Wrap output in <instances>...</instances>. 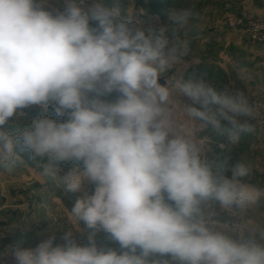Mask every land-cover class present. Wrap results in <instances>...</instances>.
<instances>
[{"label":"clouds","instance_id":"obj_1","mask_svg":"<svg viewBox=\"0 0 264 264\" xmlns=\"http://www.w3.org/2000/svg\"><path fill=\"white\" fill-rule=\"evenodd\" d=\"M63 3L53 10L44 0H0V168L12 171L24 153L44 177L71 165L60 180L76 197L71 215L87 243L67 230L60 244L54 234L34 247L16 244L13 264H264V232L218 230L211 211L255 202L242 182L251 165L209 158L176 130L170 98L174 88L199 131L227 133L233 143L253 131L256 108L204 78L160 83L189 54L181 34L198 13L173 8L165 23L141 27L104 0ZM34 106L61 119L42 115L6 130ZM100 233L119 250L99 246Z\"/></svg>","mask_w":264,"mask_h":264},{"label":"rangeland","instance_id":"obj_2","mask_svg":"<svg viewBox=\"0 0 264 264\" xmlns=\"http://www.w3.org/2000/svg\"><path fill=\"white\" fill-rule=\"evenodd\" d=\"M108 6L117 5L122 18H131L141 27L158 26L166 22L170 9L193 8L198 16L190 23L192 29L182 33L189 54L183 57L160 80L162 85L173 88L177 78H204L218 90H239L255 108L259 107L264 122V43L251 41L245 33L248 21L264 24V0H104ZM49 9H63V0H44ZM230 22H239L231 26ZM237 32H240L239 34ZM238 35H236V34ZM254 48V49H253ZM252 49V50H251ZM253 51V52H252ZM114 97H109L113 99ZM171 116L176 130L189 135L203 145L209 158L229 155L231 163L244 161L251 165V174L242 182L250 185L255 202L245 210L222 209L218 204L211 208L218 230L235 234L237 229L247 228L257 236L264 232V126L256 115L248 123L253 131L241 133L238 141L231 142L227 133L220 135L209 128L199 131L181 111L183 103H190L173 88ZM258 111V112H260ZM56 117L51 108L47 111L34 106L24 110V115L11 118L5 126L9 132L30 127L33 117ZM227 126V125H225ZM28 153L21 157L12 171L0 168V251L12 261L13 245L34 247L50 235L55 243H63L61 237L67 230L73 231L76 241L87 243V229L71 215L76 197L67 193L60 180L71 165H60L55 178L44 177ZM231 175V173H227ZM89 191L91 187L89 186ZM97 244L119 250V246L98 234ZM13 262V261H12Z\"/></svg>","mask_w":264,"mask_h":264},{"label":"built area","instance_id":"obj_3","mask_svg":"<svg viewBox=\"0 0 264 264\" xmlns=\"http://www.w3.org/2000/svg\"><path fill=\"white\" fill-rule=\"evenodd\" d=\"M238 24L239 22H230V25L233 27L237 26ZM246 25L247 27L245 28V33H247V36H249L251 41L264 43V24L248 21ZM259 109V107L256 108V119L258 120L259 125L264 126V122H262V114ZM1 236L2 233H0V237ZM0 264H13V262L7 259L5 254L0 251Z\"/></svg>","mask_w":264,"mask_h":264},{"label":"crops","instance_id":"obj_4","mask_svg":"<svg viewBox=\"0 0 264 264\" xmlns=\"http://www.w3.org/2000/svg\"><path fill=\"white\" fill-rule=\"evenodd\" d=\"M237 33L239 34L240 32H237ZM235 34H236V33H235ZM238 34H236V35H238ZM253 49H254V48H253ZM251 50H252V49H251ZM256 50H257V51H258V50H262V51H264V49H262V48H260V49H257V48H256V49H255V50H253V51H255V52H256ZM253 51H252V52H253Z\"/></svg>","mask_w":264,"mask_h":264},{"label":"water","instance_id":"obj_5","mask_svg":"<svg viewBox=\"0 0 264 264\" xmlns=\"http://www.w3.org/2000/svg\"><path fill=\"white\" fill-rule=\"evenodd\" d=\"M160 83H163V81H162V80H160Z\"/></svg>","mask_w":264,"mask_h":264}]
</instances>
